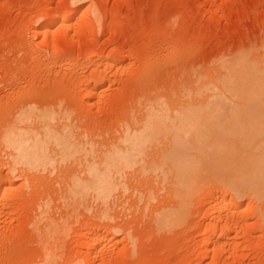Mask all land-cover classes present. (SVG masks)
Wrapping results in <instances>:
<instances>
[{
    "label": "rangeland",
    "instance_id": "1",
    "mask_svg": "<svg viewBox=\"0 0 264 264\" xmlns=\"http://www.w3.org/2000/svg\"><path fill=\"white\" fill-rule=\"evenodd\" d=\"M47 20L58 23L41 32ZM249 49L264 53V0H0V264H264V191L219 213L223 182L203 175L167 230L157 217L181 199L160 170L119 172L106 200L75 192L153 99L174 108L181 87ZM251 107L264 129V103ZM18 133L56 137L47 164L17 161L7 136ZM168 137L145 148L143 167L175 148Z\"/></svg>",
    "mask_w": 264,
    "mask_h": 264
},
{
    "label": "bare ground",
    "instance_id": "2",
    "mask_svg": "<svg viewBox=\"0 0 264 264\" xmlns=\"http://www.w3.org/2000/svg\"><path fill=\"white\" fill-rule=\"evenodd\" d=\"M80 13L78 10L71 15L69 14L70 16L63 15L60 20L66 21L80 15ZM57 23L58 21L50 22L47 20L40 31L44 32L49 28V25H56ZM251 51L254 50L249 49L247 52L239 54L234 60L221 63L215 67L216 71L212 69L214 71L203 73L196 80L194 79L195 82L193 81L194 84L192 83L191 86L181 87L178 94H176V102L179 104H176L177 107L176 105H173L174 108L171 107L173 103L170 102L173 99H168L169 101L160 98L153 99L150 106L152 107L153 104V107L148 108V106L145 108L146 114H144L145 117L142 116L144 119L141 120L142 123L140 122L141 126L137 125L138 128L134 127L135 129L131 130H127V128L124 133L125 136L123 135L124 138L121 139V143L124 144L122 143L123 145L121 144L119 148H115L116 145L115 147L112 146L113 149L109 150L108 157L102 160L101 163L105 165V168H100V165L98 168L94 162H92L93 167L90 168L92 165L89 161L90 177L75 182L77 188L75 185L73 186L78 191H75L76 194L86 196L87 192L89 193L92 190V193H96V197L106 200L111 193L116 192L118 184L122 183L116 181L117 178L115 179L116 174L119 172L118 175L120 176L121 171L123 172L129 168L132 170L136 164L140 172L144 170V174L160 170L163 176L172 179L173 185L176 187L174 190H176V194L178 191L177 196L181 199L180 203L177 202L176 204L178 207H174V210L171 209L172 211L167 210L170 211L168 213L161 212L160 215L162 216L157 217L158 221L156 220V222L162 230V227H166L165 230L172 228L173 225H176L174 223L177 219L179 225L180 216L186 210V208L183 209V206L187 204L189 199L187 196L200 191L197 188V186L200 187V181L203 187V184H206L205 180L209 179L208 176L206 179L203 175L218 177L223 182L220 188L221 196L218 197L219 199L215 203V209L219 213L225 210H238L244 206V202L241 199L238 200L239 198L235 194H243V196L257 195V198H262L258 195L261 196L264 191V143L259 146L252 144L259 139L261 134L257 132L263 128H257L256 119L251 114L253 111L251 106L264 103V53L260 56ZM176 96L173 97L176 98ZM174 100L173 102H175ZM61 134L59 138L58 136L57 138L54 137L52 133L46 136L45 133L41 134L42 137L40 138L28 133L10 134L7 136V141L17 151L14 155L18 158V162L20 158L22 160L20 163L24 160L23 164L43 165L47 164L45 151L48 149V145L50 146L47 143L49 139V143H51V140L55 141V138L59 139V144L62 145L64 152L67 151L65 149L66 144H68L66 138L70 136L66 135L68 133H63L67 137ZM51 137H54V139H51ZM166 137L173 140L171 143H175V148H168L169 151L161 156L159 161H151L154 164L148 162L149 164L147 163L148 165L143 167L141 163L144 162H141L139 157L142 154L144 156L145 148H148L147 146H150V144L154 145L159 138L167 139ZM160 142L162 141L160 140ZM71 143L68 146H71ZM45 144H48L47 147ZM70 146L68 151H71ZM218 179L217 181H219ZM227 192L230 193V197L226 196ZM211 236H215V233H207L204 239L201 240L202 243L205 245ZM89 239L97 242L98 237L93 234ZM103 245V247L108 246L107 244ZM93 263L90 258H86L80 264Z\"/></svg>",
    "mask_w": 264,
    "mask_h": 264
}]
</instances>
